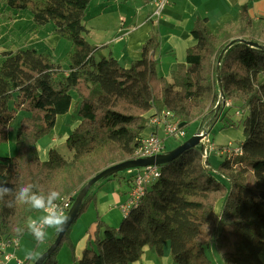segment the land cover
I'll use <instances>...</instances> for the list:
<instances>
[{
    "label": "trees",
    "instance_id": "obj_1",
    "mask_svg": "<svg viewBox=\"0 0 264 264\" xmlns=\"http://www.w3.org/2000/svg\"><path fill=\"white\" fill-rule=\"evenodd\" d=\"M91 1L0 0L16 13L29 12L36 29L53 23L55 35L73 48L67 73L49 54L35 49L2 53L0 145L7 141L19 112L32 116L21 120L16 154L0 157V183L10 188L32 183L38 186L33 191L44 195L59 191L57 203L66 198L74 201L94 175L134 155L153 116L147 114L153 110L171 111L183 129L199 122L197 132H210L217 122L222 130L242 127L245 140L242 154L228 156L215 172L203 165L199 147L161 166V178L120 228L108 226L97 213L93 243L77 260L69 238L73 224L96 203L101 186L121 173L99 181L44 264H59L64 245L71 250L73 264H133L141 260L146 247L163 256L168 242L175 264H264V20L253 21L245 5L238 21L221 25L217 33L206 20L197 21L192 32L197 44L168 81L157 73L156 36L130 68L102 55V49L87 40L85 16ZM224 51L220 72L225 103L230 105L216 114L221 96L217 66ZM72 92L81 101V123L66 142L73 159L51 150L49 160L43 162L37 143L53 130L58 116L69 112ZM234 109L243 117L232 114ZM8 199L0 201L3 241L31 233L27 222L37 212L27 205L8 207ZM57 236L54 229L44 252Z\"/></svg>",
    "mask_w": 264,
    "mask_h": 264
},
{
    "label": "crops",
    "instance_id": "obj_2",
    "mask_svg": "<svg viewBox=\"0 0 264 264\" xmlns=\"http://www.w3.org/2000/svg\"><path fill=\"white\" fill-rule=\"evenodd\" d=\"M245 5H248L249 16L253 21L264 20V0H172L164 10L162 17L155 22L149 20L154 10L151 0H92L85 16V24L89 31L87 37H92L89 39L90 43L101 48L102 55H111L121 66L130 68L134 62L142 59L143 47L152 36H156L159 40V47L154 57L157 60L158 76L172 81L179 66L187 63L188 50L197 44L192 35L196 22L206 20L210 30L217 33L221 25L237 22L241 8ZM4 10V14L9 19V25L4 23V27L2 25L0 27L3 28L0 30V54L8 50L16 52L30 48L39 53L49 54L52 59H60L65 55L62 52L59 54L58 48L62 41L55 35V26L49 29L50 25L48 24L36 29V25L32 21L33 17L31 19L26 16L25 20H21L22 12L16 13L6 6H4ZM55 65L62 68V65ZM62 70L67 73L69 68L67 66ZM80 103L79 98L75 101L72 96L71 110L67 114L57 117L55 127L49 134H61L64 131L67 142L69 136L81 123L79 119H74V122L69 126L68 118L69 114L78 113ZM155 113L153 110L147 114V117ZM216 124L220 125V128L222 127L220 122ZM154 132L155 129L149 126L142 135L149 136ZM232 132L233 129H220L218 133L230 140L227 144H221L219 149L227 148L232 151L241 148L240 146L245 140L244 135L243 140L240 135L243 133V128H240V134L237 137ZM237 140H242V143L234 148V141ZM41 142L40 140L37 143V150L41 160L46 162L49 160L50 151L56 150L53 147H56L57 140L53 136L49 143L41 145ZM212 143H215L214 140ZM214 145L216 146V144ZM73 156L70 160L73 159ZM223 156L228 157V155H221V157ZM132 185V178L124 172L119 178L103 184L98 190L97 201L91 205L90 213L82 216L76 222L69 236L77 260L82 259L86 248L93 243L94 222L97 213L100 214L101 220L105 224L119 228L124 219L120 207L126 202ZM220 208L221 203L217 205V212L220 211ZM39 215V213L36 214L34 218H38ZM48 231L46 230L47 233ZM53 231L54 229L51 232ZM102 235L103 231H101ZM51 236L49 239L45 238L39 241L40 244L37 243L35 248V244L33 246L31 244L33 241H37L36 238L31 240L30 244L23 241L18 248H8L7 253L11 254L12 258L7 264H30L44 252ZM40 249L43 250L40 251ZM72 258L71 250L64 245L58 254V263L73 264ZM262 260L264 262V255H262ZM133 264L175 263L170 248L165 245L163 256H159L153 248L146 247L141 260Z\"/></svg>",
    "mask_w": 264,
    "mask_h": 264
},
{
    "label": "built area",
    "instance_id": "obj_3",
    "mask_svg": "<svg viewBox=\"0 0 264 264\" xmlns=\"http://www.w3.org/2000/svg\"><path fill=\"white\" fill-rule=\"evenodd\" d=\"M171 2L172 0H151L154 10L149 17V20L152 22L158 21ZM225 105L229 106L230 102L226 101ZM149 126L153 127L155 132L149 136L142 137L141 146L130 159L136 160L161 155L168 151L166 139L171 138L184 141L187 137L185 129L180 127L179 121L175 118L174 114L168 110H164L160 114L155 113L150 118ZM206 130L207 129H204L199 133L203 135ZM198 147L201 149L202 163L204 166L210 165V156L213 155V153H217L220 156L242 154L241 148H236L232 151L227 148H217L212 143L210 132H208L207 136L201 141V144ZM126 173L132 178L133 185L126 202L120 207L124 214V218L129 215L132 209L137 208L141 204L148 190L161 178L162 171L161 166H148L131 169L126 171ZM73 202L72 199L66 198L58 203L63 207L65 215H67L68 211L71 209ZM20 241V238H13L8 241L0 240V264H7L12 258V255L7 253V249L10 247H20Z\"/></svg>",
    "mask_w": 264,
    "mask_h": 264
},
{
    "label": "rangeland",
    "instance_id": "obj_4",
    "mask_svg": "<svg viewBox=\"0 0 264 264\" xmlns=\"http://www.w3.org/2000/svg\"><path fill=\"white\" fill-rule=\"evenodd\" d=\"M4 4L3 3H0V27L1 25L3 26L4 23H9V19L7 18V15L4 14ZM21 20H25L26 19V16L27 17H30L32 19V15L29 13V12H22L21 13ZM33 21V20H32ZM9 25V24H8ZM50 26L48 27L49 29H52L54 28V24H49ZM4 27V26H3ZM44 27V26H43ZM0 30H3V28H0ZM89 39H92V37L88 36L87 37V40L90 42ZM61 45L60 47L58 48V51H59V54L62 52L63 54H65L62 58L60 59H57V58H54L52 59L53 60V63L54 64H57V65H62V68H66L68 66H70V62L68 60V52H71L73 50L72 48V44L70 42H67L65 40H62L61 39ZM3 44L6 45V43L3 42ZM67 45V46H66ZM70 47V49H69ZM9 51V50H8ZM3 53V52H2ZM2 53L0 54V64H1V61H2ZM52 53V51H51ZM59 56V55H58ZM72 96H73V100L77 101L78 99V96L75 92H72ZM14 105L13 103H11V108H13ZM237 109V108H235ZM232 110L231 113H235L238 117V118H242L243 116H241V113H237L236 110ZM71 110V108H70ZM32 114L31 113H26V112H19L18 115L16 116V118L11 122V128L9 129L8 131V135H7V141L3 142L1 145H0V157H6V156H13L16 154V140H17V135H18V132H19V129H20V125H21V120L25 117H31ZM69 118V126L70 124H72L74 122V119H79V121H81V118L78 116V113H71L69 114L68 116ZM77 124V123H76ZM200 125V123H195L192 122L190 123V125H188L186 128H185V131L187 133V137H186V140L189 139L190 137H192L196 131H197V128L198 126ZM220 125H217L215 124L211 130H210V137L212 140H214V144H216V147H220L221 144H224V143H228L229 142V138L219 134L218 132L220 131ZM66 130V129H65ZM73 130V129H72ZM239 130H240V127L239 128H234L233 129V134L237 137L240 133H239ZM241 137H242V140H243V133L240 134ZM54 136V138H56L57 142H56V147H53L54 149H56L62 156H64L67 160H70L73 156V153L68 149L67 145H66V139H65V136L64 135V131L61 133V134H58L56 133L54 135V133L52 134H47L45 135L44 137H42L40 140L42 141L41 142V145H43V143H49L51 141V138ZM39 140V141H40ZM242 140H237V141H234V148L235 147H238L241 145L242 143ZM38 141V142H39ZM167 141V148H168V151L172 150V149H175L177 146H179L182 142L180 140H176V139H171V138H168L166 139ZM185 141V140H184ZM39 156V154H38ZM40 158V156H39ZM225 158H227L226 156H223L221 157L220 155H218L217 153H213V155L210 156V166H211V170H213V172H215V170H217L219 168V166L221 165V163L225 160ZM41 159V158H40ZM48 160V159H47ZM43 161V160H42ZM126 173V171H124ZM124 172H121V175L124 174ZM120 177V176H119ZM121 210V209H120ZM90 208L89 210L84 214L86 215L87 213H90ZM40 214L39 216L43 215L44 213L42 212H36L35 214L32 215L31 218L34 219V216L36 214ZM121 213L122 215L124 216L122 210H121ZM99 214V213H98ZM82 215V216H84ZM100 215V214H99ZM81 216V217H82ZM97 216V215H96ZM101 217V216H100ZM81 218H79L78 220H80ZM77 220V221H78ZM96 220V219H95ZM76 221V222H77ZM76 222L73 224V226L76 224ZM95 224V222H94ZM73 228V227H72ZM72 228H71V231H72ZM120 228V226H119ZM50 229V230H49ZM49 230V231H48ZM53 229L52 228H48L47 231V235H46V239H49V237L51 236V234L53 232H51ZM71 234V232H70ZM44 238V239H45ZM35 239V236L32 234V233H29V234H26L25 236H23L21 238V241H20V246H21V243L24 241V243L26 244H30L31 243V240H34ZM40 242L39 241H33V243L31 244L33 246L34 245V248L36 247V244ZM166 246L170 248V251H171V245L170 243H166ZM43 249H40V251H42ZM62 250V249H61ZM210 252V251H209ZM215 261V259H213ZM216 262V261H215Z\"/></svg>",
    "mask_w": 264,
    "mask_h": 264
},
{
    "label": "water",
    "instance_id": "obj_5",
    "mask_svg": "<svg viewBox=\"0 0 264 264\" xmlns=\"http://www.w3.org/2000/svg\"><path fill=\"white\" fill-rule=\"evenodd\" d=\"M247 44L251 46H258V44L253 42H247ZM225 51L221 54L219 60H218V66H217V74H218V82L220 86V100L216 107V114L219 112L220 108L223 106L225 107V99H224V92H223V86L221 81V72H220V64L222 62V58ZM180 127H184V125H180ZM208 131H204L203 135H201L199 132L195 133L192 137L184 141L181 145L177 146L175 149H172L170 151H167L166 153H163L161 155L155 156V157H149V158H143V159H128L123 162L117 163L115 165H112L98 174L94 175L84 186V188L80 191V193L77 195V197L74 199L73 205L71 209L67 213V221L64 225V228L62 231L58 232V236L55 240V242L52 244V246L45 251L43 254H41L34 264H44V262L52 256L56 248L60 245L64 235L68 231V229L71 227V225L77 220L80 211L83 207L84 199L86 198L89 190L99 181L112 177L114 175H117L121 172L128 171L131 169H137V168H144L148 166H164L167 164H170L177 160L182 154H184L186 151L190 149H194L198 147L201 144V141L207 136Z\"/></svg>",
    "mask_w": 264,
    "mask_h": 264
},
{
    "label": "clouds",
    "instance_id": "obj_6",
    "mask_svg": "<svg viewBox=\"0 0 264 264\" xmlns=\"http://www.w3.org/2000/svg\"><path fill=\"white\" fill-rule=\"evenodd\" d=\"M36 188L38 186L32 183L21 184L17 188H10L0 183V201L8 197V207L27 205L31 210L44 213L38 218H30L27 222L28 231L37 240H43L48 228L55 229L57 232L62 231L68 217L64 214L63 207L57 203L61 199L59 191L51 190L44 195L33 191Z\"/></svg>",
    "mask_w": 264,
    "mask_h": 264
}]
</instances>
